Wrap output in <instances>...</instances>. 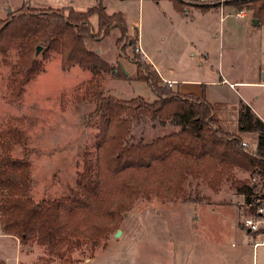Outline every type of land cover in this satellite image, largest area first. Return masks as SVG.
Segmentation results:
<instances>
[{"label":"trees","instance_id":"16d2710c","mask_svg":"<svg viewBox=\"0 0 264 264\" xmlns=\"http://www.w3.org/2000/svg\"><path fill=\"white\" fill-rule=\"evenodd\" d=\"M170 1L181 12L185 3H194ZM222 3L244 9L256 26L264 25V0ZM214 5L218 1L201 6ZM112 30L118 32L113 43L119 54L130 49L126 58L133 62L134 72L125 78L144 82L155 97L151 102L139 96L118 100L103 95L101 82L115 68L85 43ZM136 43V30L128 34L123 15L106 13L101 0L84 10L19 8L0 19V65L8 67L6 79L15 95L42 70L38 53L34 54L36 45L41 46L43 59L57 53L62 67L77 66L89 72L83 90L93 108L86 121L95 132L90 149L81 155L75 187L56 198L33 199L25 139L15 128L9 127L5 137L21 146L22 156L0 153L3 234L15 236L21 243L35 242L48 252L56 250L61 264H78L84 253L91 255L97 245L105 246L123 213L138 197L170 200L181 196L197 203L202 196L186 193V187L195 181L212 191L227 184L251 204V210L264 201V122L239 101L237 130L225 129L215 117L216 105L207 102L203 94H181L162 83L151 64L140 60ZM145 127L163 133L146 139ZM249 134L254 135L252 145L244 141V135ZM238 172L246 175L238 177ZM0 264H5L2 259Z\"/></svg>","mask_w":264,"mask_h":264},{"label":"rangeland","instance_id":"374dc122","mask_svg":"<svg viewBox=\"0 0 264 264\" xmlns=\"http://www.w3.org/2000/svg\"><path fill=\"white\" fill-rule=\"evenodd\" d=\"M216 1L218 4H223L222 0H197L196 2L215 3ZM53 3L52 0H0V19L4 20L19 8H55L56 5ZM189 5L193 4L185 3L183 7L187 8ZM171 9L169 0H124V2L116 3L115 9L107 5L105 12L120 10L126 27L136 30L137 40L144 50L154 45L158 47V50H162L163 37L165 38L167 34L168 16L172 15ZM95 19V15L90 17L93 33L96 32ZM207 23L210 29L207 48L216 55L225 48V41L220 40L217 34L216 17L209 16ZM117 35V30H112L101 39L95 38L85 43L87 48L103 56L115 68V72L112 75H106L101 82L103 95H110L118 100H128L139 96L151 102L155 97L144 82L125 78L134 72V64L126 58L131 55L129 48L122 52L123 55L119 54V50L113 43ZM37 46L40 47L37 58L42 64V70L25 85L18 96L12 92L6 79L8 67L0 65V153L9 151L13 156L21 157V146L11 138L5 137V133L9 127H12L23 134L26 159L30 165L29 194L35 200L41 197L56 198L64 194L68 188L75 187L81 155L90 149L95 132L86 121V115L93 108L87 93L83 90V82L88 78L89 72L77 66L62 67L57 53H50L43 59L39 54L41 46L36 45L35 48ZM135 50H137V43ZM158 55L155 60L162 69L169 62H175L178 65L183 61V59L164 58L162 54ZM142 59L140 55V60ZM208 75L209 73H204L200 76ZM238 75L250 76L249 73L240 71ZM161 82L165 83L162 80ZM260 91L264 93V88ZM215 117H219L225 129L236 127V116L228 107L216 108ZM144 133L145 138L148 139L163 132L145 127ZM244 141L252 145L253 135H246ZM236 175L244 177L246 174L238 172ZM189 192L191 196L197 197V194L202 196V199L194 203L184 201L181 196L170 200L158 196L150 199L136 198L123 213L118 224L117 229L125 230L124 233H119L117 236L110 234L105 246L97 245L91 255L88 251L84 253L78 264H96L100 259L113 257L119 250V243L126 241L124 237L141 243L148 239L154 243H160L165 241V238L176 241L184 232L192 231L186 228L193 223V219L186 216L192 211L197 212L196 215L200 213L202 215V218L197 219V224H202L201 221L205 222L199 231L196 226L193 227L198 233V240H205L206 245H210L207 242H218L230 250L239 247V237L234 230L237 228L238 215H243L238 198L240 195L233 193L227 184L212 191L202 182L195 181H192L188 188L186 187V193ZM210 210L215 213L206 214ZM239 233L242 236L245 235V229H239ZM0 234H3L1 224ZM14 246L17 248L16 255ZM153 253L156 258L160 255L156 250ZM4 258L8 260L5 261ZM152 258L143 259L146 263L141 261L144 262L143 264H148ZM0 259L5 264H61L56 250L48 252L45 246L31 241L21 243L12 235L0 237Z\"/></svg>","mask_w":264,"mask_h":264},{"label":"crops","instance_id":"0c3cea01","mask_svg":"<svg viewBox=\"0 0 264 264\" xmlns=\"http://www.w3.org/2000/svg\"><path fill=\"white\" fill-rule=\"evenodd\" d=\"M192 1L193 5H189L181 12L175 9L169 0L172 15L168 16L167 34L165 38L163 37L162 50H158L156 45L144 50L137 40L139 53L151 64L160 79L165 83L168 81L167 84L178 93H192L197 96L203 94L207 102L216 105L217 109L228 107L234 116H236V105L240 101L264 122V93L260 91L264 88V81L261 80L264 71V25L256 26L244 9L238 10L224 4L203 9L201 5H208L210 2ZM52 2L56 5L55 8L67 6L79 10L95 5L97 0H52ZM118 2L124 0H101L104 10L107 5L115 9ZM114 12L121 13L120 10ZM209 16L216 17L217 34L220 40L225 41V48L216 55L207 48V38L210 35L207 26ZM129 28L126 27L127 33L131 34L132 30ZM158 54H162L164 58H178L183 61L178 65L169 62L162 69L155 60ZM238 71L247 72L250 76L240 77ZM204 73L209 75L200 76ZM184 74L188 75L179 76ZM228 130L236 131L237 127ZM238 198L242 203L243 197L238 196ZM213 212L210 210L206 214H214ZM196 214L197 212L194 211L187 213L186 216L191 217L193 223L186 228L192 231L184 232L176 241L165 238V241L160 243H154L149 239L141 243L124 237L126 241L119 243V250L113 257L100 259L96 264H143L145 262L143 259L147 257H153L148 264H264V244L253 245L252 234L238 225L241 216L238 215L237 228L234 230L239 237V247L230 250L218 242H207L210 245H206L205 240H198V233L193 227L196 226L199 231L205 222L201 221L202 224H197V219L202 218V215ZM239 229H245L246 234L242 236ZM118 230L120 234L125 231ZM5 236L7 235L0 234L1 238ZM14 248L16 255L17 248L16 246ZM154 250L160 254L158 258L155 257ZM3 260L7 261L8 258Z\"/></svg>","mask_w":264,"mask_h":264},{"label":"built area","instance_id":"2783aa9c","mask_svg":"<svg viewBox=\"0 0 264 264\" xmlns=\"http://www.w3.org/2000/svg\"><path fill=\"white\" fill-rule=\"evenodd\" d=\"M242 144L244 143L242 142ZM240 204L244 213L239 220V225L252 234L253 245L264 244V201L254 210H251V204L244 200Z\"/></svg>","mask_w":264,"mask_h":264},{"label":"water","instance_id":"95a60500","mask_svg":"<svg viewBox=\"0 0 264 264\" xmlns=\"http://www.w3.org/2000/svg\"><path fill=\"white\" fill-rule=\"evenodd\" d=\"M7 13H9V10H7ZM253 21H254V20H253ZM254 22H255V21H254ZM39 48H40V47H38V46L35 48V54H37ZM261 80L264 81V71H263L262 74H261ZM119 233H120V231L117 229V230L113 233V235H114V236H117Z\"/></svg>","mask_w":264,"mask_h":264},{"label":"bare ground","instance_id":"6f19581e","mask_svg":"<svg viewBox=\"0 0 264 264\" xmlns=\"http://www.w3.org/2000/svg\"><path fill=\"white\" fill-rule=\"evenodd\" d=\"M137 50H138V47H137Z\"/></svg>","mask_w":264,"mask_h":264}]
</instances>
